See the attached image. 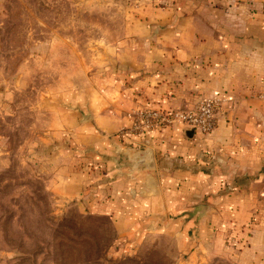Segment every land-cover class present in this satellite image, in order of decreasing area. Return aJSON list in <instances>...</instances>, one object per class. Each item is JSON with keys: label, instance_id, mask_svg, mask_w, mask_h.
<instances>
[{"label": "rangeland", "instance_id": "rangeland-1", "mask_svg": "<svg viewBox=\"0 0 264 264\" xmlns=\"http://www.w3.org/2000/svg\"><path fill=\"white\" fill-rule=\"evenodd\" d=\"M150 1L0 0V264H264L250 238L260 210L163 191L119 209L108 184L123 179L131 126L103 149L74 135L124 74L119 50Z\"/></svg>", "mask_w": 264, "mask_h": 264}, {"label": "crops", "instance_id": "crops-1", "mask_svg": "<svg viewBox=\"0 0 264 264\" xmlns=\"http://www.w3.org/2000/svg\"><path fill=\"white\" fill-rule=\"evenodd\" d=\"M149 7V19L119 50L124 74L99 104L94 97L92 122L78 123L74 135L103 149L104 134L132 126L134 111L148 102L176 108L218 98L211 135L176 124L132 142L152 152L154 172H142L138 150L122 145L123 179L108 184V195L124 202L119 209L147 200L138 194L163 191L166 200L240 201L236 217L243 209L249 218L264 215V0H151ZM150 178L162 189L151 188ZM263 217L250 238L264 259Z\"/></svg>", "mask_w": 264, "mask_h": 264}, {"label": "built area", "instance_id": "built-area-1", "mask_svg": "<svg viewBox=\"0 0 264 264\" xmlns=\"http://www.w3.org/2000/svg\"><path fill=\"white\" fill-rule=\"evenodd\" d=\"M218 98H207L195 105L176 108L142 106L134 111V123L125 131V137L134 141L150 138L154 132L176 124L194 132L211 135L218 124Z\"/></svg>", "mask_w": 264, "mask_h": 264}, {"label": "water", "instance_id": "water-1", "mask_svg": "<svg viewBox=\"0 0 264 264\" xmlns=\"http://www.w3.org/2000/svg\"><path fill=\"white\" fill-rule=\"evenodd\" d=\"M126 146H128L129 148L138 150L137 159H139L140 162H142V164L145 167L142 170V172L151 173L155 171L154 158H153L152 152L148 150V148H145V147H142L136 144H127ZM150 183H151V186H150L151 188H154L152 186H157L153 178H150Z\"/></svg>", "mask_w": 264, "mask_h": 264}]
</instances>
